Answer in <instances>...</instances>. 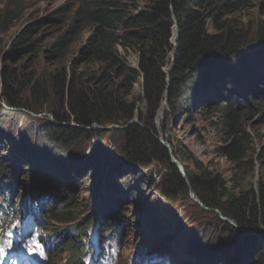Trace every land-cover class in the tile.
I'll return each instance as SVG.
<instances>
[{"label":"trees","instance_id":"1","mask_svg":"<svg viewBox=\"0 0 264 264\" xmlns=\"http://www.w3.org/2000/svg\"><path fill=\"white\" fill-rule=\"evenodd\" d=\"M242 2L149 0L146 6L140 8L138 0H73L71 4L55 9L46 18L23 29L11 44L10 53L0 60V109L6 106L12 111H32L19 97L21 89L28 88V93L35 99L46 95V87L36 79L32 80L35 72L32 70L26 75L31 65L25 66L26 62H23V57L27 56L29 60L32 52L38 50L36 47L39 46L37 43L42 33L50 29L46 35L52 38L47 48L51 54L60 57L67 48L65 46L88 29L89 34L79 54L87 69L91 67L95 71L88 70L85 87L76 90L78 78L74 65L71 69L62 68L58 73L60 79L52 91L59 103H63L66 97L69 116L75 125L64 124L66 118L52 107L49 111H52L55 123L49 124L45 135L46 146L38 145L41 148L37 150L36 147V154L43 156L44 150L52 149L57 152L58 143L55 140L66 143L68 139H73L70 144L81 139L101 140L106 131L100 128L108 125L125 127L119 129L123 135L125 162L138 169L146 168L153 162L161 164L167 172L163 185L170 189L165 195L176 197L186 184L172 163L170 153L158 141L154 120L158 125L161 123L166 105L169 117L174 121H181L185 116L192 120L196 112L204 114L207 123H213L214 129L223 135L224 145L218 150L220 157L235 163V172L238 174L241 169L250 174L256 166L257 184L254 190L249 188L235 194L227 193L224 181L217 177L211 179L196 164L198 176L184 169L189 185L205 207L217 209L239 227L261 233L262 230L258 228L264 229V154L258 155L255 163L251 158L246 161L251 148L247 141L249 135L244 132L242 124V113L253 107L250 103L236 100L234 88L229 86L230 79H227V84L222 79V83H218L215 77H219L218 70L221 68L237 74L240 69L235 66L237 63L247 65L246 57L241 56V52L249 46L246 37H241V21H237L234 16ZM0 4V24L6 20V26L22 16L30 5L27 0H1ZM174 26L177 32L175 45L171 42ZM37 29L39 31L35 39L32 33L35 34ZM258 36V42L263 44L264 27ZM20 53L21 56L18 55ZM132 53L137 57L136 68L128 66L126 62L125 56ZM171 53H174L172 61L169 58ZM171 62L172 68L166 74L164 67ZM16 64L17 67L14 66ZM244 72L246 75L249 73L247 69ZM206 77H213L214 80L208 81ZM204 80L208 82L205 86L202 85ZM137 84L146 105L145 117L138 114V123L129 124L137 112L136 99L133 97V88ZM207 87L213 89L216 97L198 100ZM165 92L166 104L159 108ZM194 99L198 100V104H195ZM262 105L256 104L257 107ZM20 110L14 115L20 114ZM93 124L99 127L92 129ZM164 127L162 122V132ZM51 145L55 147L50 148ZM170 145L175 159L181 163L191 160L179 142L173 141ZM89 153L94 158L98 156ZM111 163L105 165L106 170L111 167ZM5 170L0 168L2 173ZM231 180L238 178L235 176ZM63 190L67 192L63 188L60 194L65 199L59 206L50 205L48 210L52 219L66 227L64 232L68 236L54 234L51 237L49 231L43 243L52 253L48 255V264H53L55 258L64 253L69 256L68 264H80L84 255L82 240L86 229L83 224L77 223L79 216L75 209V192H69V197H66ZM156 231L158 233L159 229ZM258 238L256 247L249 249L245 256L252 264H264V234Z\"/></svg>","mask_w":264,"mask_h":264},{"label":"rangeland","instance_id":"2","mask_svg":"<svg viewBox=\"0 0 264 264\" xmlns=\"http://www.w3.org/2000/svg\"><path fill=\"white\" fill-rule=\"evenodd\" d=\"M68 1L27 0L30 5L28 8L26 7L22 16L12 20L9 26H6L8 23L6 20L0 24V60L10 53L11 44L23 29L46 18L57 6ZM148 1L138 0V6L143 8ZM1 9L2 5L0 4V11ZM235 14V19L241 21L243 32L241 37H246L247 47L249 46L247 50L241 52V56L247 59L249 75L244 77L245 74L240 71L243 69L238 70L240 75H230L228 71L221 68L218 70L219 77H215L218 83H222L221 79L226 84L228 83L227 79L233 81V93H235L233 95L237 100L252 104L253 108L246 110L245 114L242 113V124L244 132L249 135L247 141L248 147L251 148L246 161L251 158L255 163L258 155L264 154V77L260 70L264 63V43L258 42L259 32L264 27V0H243ZM37 31L39 29L35 31V34L32 33L35 39L38 36ZM49 32L50 29L39 36L40 41L37 43L39 46L36 47L38 50L32 52L29 60V57H23V62H26L25 66L31 65V68L26 71V75L28 76L33 70L35 77L32 80L36 79L46 87V95L43 98L35 99L28 93V88L21 89L19 97L32 111L19 109L21 113L14 115V112H19L18 109L12 111L6 106L0 109V166L8 167L5 178L9 179L8 181L12 183L13 187L15 183L19 184V189L12 198L13 204L17 206L14 197L21 198L23 193L24 198L35 193L38 201L40 194L45 192V204L50 198L57 197L56 200L59 201L56 205L58 206L65 198L59 199L56 196L57 187L52 186V182H48V177H44V173H46L44 169L48 170L50 166L59 168L61 164L67 165L69 161L74 160L79 170L71 169L72 172L66 173L64 184L67 187L72 186L70 191L75 192L77 196L75 201V209L79 216L77 223L83 224L86 229L82 240L85 254L80 259V264H134L140 237L154 235L157 229H159V236L164 240L157 237L162 241H156V243L160 248L170 246L176 253L173 255L181 260L182 264L185 262L202 264L203 259L208 264H252L245 256L249 249L253 246L256 247L258 237L264 234V229L258 228L262 230L261 233L247 230L244 226V230H236L240 227L233 228L227 222L221 221L215 210L204 209L206 207L194 194L185 175V170H187L198 176L199 172H195V165L199 164L203 172L208 174H206L207 176L211 179L217 177L224 181L226 192L234 194L249 188L254 190L257 184L258 168L256 166L250 174L244 169H241L238 174L235 172L237 168L235 163L220 157L218 150L224 145L223 135L214 129L213 123H207L204 114L196 112L192 120H188L185 116L181 121H174L169 117V109L166 105L161 123L158 125L154 120L155 128H159L157 136L159 135L160 139L169 145L173 141L179 142V146L181 145L182 150L186 151L191 158V160H184V163L175 159L177 164L174 165L186 184V187L176 197L165 195L168 193L169 187L167 189V186L163 185L167 172L161 164L153 162L146 168L138 169L125 162L123 135L119 131L125 127L108 125L100 128L103 130L110 127L104 129L106 132L101 140L97 138L88 141L81 139L73 144L69 143L73 142V139H68V142L65 141L66 143L55 140V143H58L57 152H53L52 149L44 150L43 156L36 154L37 150L41 148L38 145L46 146L47 136L45 135L47 128L50 127L49 124L54 125L55 123L52 111H49L52 107L53 110L66 118L67 122L64 124L75 125L72 117L69 116L66 97L63 99V103H59L57 97L52 93L54 84H57L60 79L58 73L62 68L71 69V66L74 65L73 68H75L78 78V81L74 80L77 90L85 87L86 76L89 73L87 71H95L91 67L87 69L79 54L80 47L89 34L88 29L79 33L77 38L75 37L68 46H65L67 48L60 57L51 54L47 48V43L52 38L46 35ZM261 46H263L262 49H260ZM26 54L30 53H24V55ZM125 57L128 66L137 67L136 54H128ZM239 65L241 64L237 63L235 66ZM14 66L17 67V64ZM167 66L164 67L165 72ZM256 67H260V69ZM213 80L212 77L211 81ZM204 89L206 90L203 95L198 96V100L206 101L205 98L211 100L216 97L212 88ZM141 93L140 86L135 85L133 97L136 99L137 112L130 123H138V114L145 117L146 105ZM198 100L194 99L195 104H198ZM256 104L263 105L257 107ZM162 107L161 104L159 108ZM6 111L8 113H5ZM249 114L250 116H248ZM162 122L165 126L163 132L161 131ZM29 126L30 128H28ZM53 146L51 145L50 148ZM169 149L172 155L171 145ZM89 152L96 153L97 158H94ZM173 158L175 157L173 156ZM110 161L112 165L109 172L112 182L109 184L116 194H106L107 202H101L94 206V194L96 200L99 197V172ZM36 163L38 166L35 165ZM88 164L89 167L86 168ZM36 169L40 177L44 178V183L39 184L37 189H33L31 187L32 180L34 182L39 178L38 176L32 177V170L35 173ZM73 172H78V176H75ZM235 176L238 180H231ZM99 187L101 188V185ZM122 197L123 200H121ZM55 201L50 202L55 204ZM25 208L28 209V203H25ZM17 209L14 214L20 212L22 205ZM20 222H22V217L15 215L10 219V228ZM32 222L30 223L32 224L31 229L43 226L47 232L50 230L51 237L54 234L68 236L64 232L66 227L61 226L54 219L40 220L38 216ZM37 232L33 233V238L37 236ZM30 234L32 235V232ZM145 240L149 241V237ZM180 243L200 246L206 250V253L200 252L198 258L194 254L192 257L188 255L186 249L184 251L180 249ZM46 252L52 254L51 250H46ZM67 262L68 255L64 253L55 258L53 264H68Z\"/></svg>","mask_w":264,"mask_h":264},{"label":"bare ground","instance_id":"3","mask_svg":"<svg viewBox=\"0 0 264 264\" xmlns=\"http://www.w3.org/2000/svg\"><path fill=\"white\" fill-rule=\"evenodd\" d=\"M174 37H175V31H174V29H173V37H172V39H171V42L174 44ZM170 58H171V55H170ZM263 67H264V63H263V65H262ZM169 69V65L167 66V68H166V71ZM264 75V73H262V76ZM162 106H164V102L162 101ZM34 159V158H33ZM71 159V158H70ZM34 163H35V159H34ZM37 164V163H36ZM35 164V165H36ZM89 167V164L87 165V167L86 168H88ZM38 169V168H37ZM37 169L36 170H34V171H36L35 173L33 172V170H32V173H33V177H36V176H38L39 178H37L34 182H32V185H31V187L34 185V184H41V183H44V179L43 178H41L40 177V174L39 173H37ZM71 169H73L74 171H78L79 170V168L76 166V164H75V161L74 160H72V161H69L68 162V164L67 165H64V164H61V166H59V168L58 167H53V166H50L49 168H48V170H46V169H44L45 170V172L46 173H44V177L46 178V177H48L47 175H50V177L52 178H54L55 179V183H56V186L59 188V190H62L63 188H71L72 186H69V187H67V186H65V184H64V178H65V175H66V173H70V172H72L73 170H71ZM109 169L110 168H107V170L105 169V166L102 168V171L101 172H99L100 174H99V184H98V189H99V197H98V199L96 200L95 199V194H94V201L95 202H97V205L99 204V203H101V202H107V199H106V194H112V193H115L116 194V192L114 191V189L112 188V186H111V184H109V183H111L112 181V179L109 177V174H110V172H109ZM41 171V170H40ZM76 175L78 174V172H76L75 173ZM34 179V178H33ZM101 185V188L99 187ZM102 194H104V196H102ZM51 195H53V194H51ZM43 196H44V199L46 198L45 196H46V193L44 192V194H43ZM100 196H101V198H100ZM121 200H123V197L121 198ZM40 231H42V230H40V228H39V232ZM11 237H16V235H13V236H11ZM142 237H146V235L145 236H142ZM153 237V238H152ZM157 237H159L160 239H162L160 236H159V234L157 233V231L155 232V234L154 235H151L150 236V239L151 240H154L155 239V241H157V242H161L162 240H164V239H162V240H160L159 238H157ZM15 239V238H14ZM149 242V241H148ZM180 245H181V250H185L186 249V251L188 252V255H190V256H192L193 254L194 255H196L195 257L196 258H198V255H199V253L201 252L202 254H205L206 253V250L205 249H203L202 247H200V246H197V245H194V244H191V245H188V244H184V245H182L181 243H180ZM144 246V245H143ZM147 247V246H146ZM168 248V252L171 254V256H172V258H173V261H174V263L175 264H182V261L181 260H179L176 256H174L173 254H176L175 252H173L172 251V248L170 247V246H168L167 247ZM161 250V249H160ZM158 252V250H156L155 248H153L151 245H149V247H147V249L145 250V252H144V254L145 255H149V254H155V253H157ZM193 257V256H192ZM194 257V260L196 259ZM199 258H200V256H199ZM203 261V263L202 264H208V263H205L204 262V259L202 260ZM141 264H146V259H143V261H142V263ZM148 264H161V260H157L155 257H153V256H149V259H148ZM184 264H189L188 262H185ZM191 264H197L196 262H191Z\"/></svg>","mask_w":264,"mask_h":264},{"label":"clouds","instance_id":"4","mask_svg":"<svg viewBox=\"0 0 264 264\" xmlns=\"http://www.w3.org/2000/svg\"><path fill=\"white\" fill-rule=\"evenodd\" d=\"M71 2H73V0H69L67 3H63V4H61V5H59V6H57L55 9H57V8H59V7H62V6H64V5H68V4H71ZM54 9V10H55ZM54 10H52V11H54ZM51 11V12H52ZM263 48V46H261L260 47V49H262ZM171 55V54H170ZM171 60V59H170ZM246 61H247V59H246ZM171 64V63H170ZM169 64V65H170ZM263 65V64H262ZM238 68H240V69H243V70H240V71H242V73H244L245 74V72H244V70L245 69H247L248 68V63H247V65L246 66H244V65H239L238 66ZM256 68H259L260 69V67H256ZM261 71H262V73H264V67L262 66V68L260 69ZM226 71H228V70H226ZM238 72V71H237ZM228 73L230 74V75H240V72L239 73H237V74H233V73H230L229 71H228ZM249 75V74H248ZM248 75H246L245 74V76L244 77H248ZM233 81H231V82H229V86L231 85V88H233ZM236 100H237V98H236ZM71 125V124H70ZM95 128H98V127H95ZM92 129H94L93 128V125H92ZM2 165V164H1ZM0 168L1 169H6L5 170V172L4 173H6V171H8V167L7 168H2V166H0ZM94 206H97V202H95L94 203ZM205 210H207V211H213V210H215L216 212V214H218L219 215V219L221 220V221H225V222H227L229 225H231L233 228H236V226L237 227H239L234 221H232L231 219H229V218H226V217H224L217 209H212V208H204ZM221 217H223V218H225L226 220H228V221H226V220H222L221 219ZM51 219H52V217H51ZM231 222L232 223H234L235 225H232L231 224ZM139 230H140V228H139ZM236 230H244L243 229V227H240V228H237ZM50 230H48V232H49ZM264 231V230H263ZM244 232V231H243ZM245 233V232H244ZM149 237V242L148 241H146L145 239H141V241L140 242H146L147 244L149 243V244H151V245H154V246H156V248H158V249H161L160 250V252H161V255H160V257H162V258H165L163 255L165 254V253H168V246H164V248H160V246L156 243V241H155V239L154 240H151L150 239V236H147V237H145V238H148ZM153 238V237H152ZM157 250V249H156ZM166 259V261H167V263L168 264H175L174 263V261H173V258H172V256H171V254L169 255L168 254V256L165 258ZM158 260H161L160 258L158 259ZM162 261V260H161ZM163 262V261H162Z\"/></svg>","mask_w":264,"mask_h":264},{"label":"water","instance_id":"5","mask_svg":"<svg viewBox=\"0 0 264 264\" xmlns=\"http://www.w3.org/2000/svg\"><path fill=\"white\" fill-rule=\"evenodd\" d=\"M173 29H174V31H175V37H174V44H173V45H175V41H176V39H177L176 26H174ZM173 56H174V53H171V58H170L171 61L173 60ZM171 68H172V62H171V64L169 65V69L166 71V74H168V72L171 70ZM206 78H207V77H206ZM203 79H204V78H203ZM211 79H212V77H208V78H207L208 81H211ZM211 82H212V81H211ZM206 84H208V82H207L206 80H204V81L202 82V85L205 86ZM166 98H167V93L165 92V93H164V97H163V100H164L163 102H164V103L166 102ZM129 124H131V123H129ZM93 127H99V126L93 124ZM102 128H103V127H102ZM109 128H110V127H108V128H104V129H109ZM158 129H159V128L156 127L157 132H158ZM157 139H158V141H159V142H160V143H161V144H162V145L168 150V152H169L170 155H171V151H170V149H169V148H170L169 143H167V142H163V141L160 139V136H159V135L157 136ZM170 158H171L172 163L176 165L177 163L175 162V158H173L172 155L170 156ZM189 191L193 194V192H192L191 189H189ZM221 219H222V220H226V219L223 218V217H221ZM226 221H228V220H226ZM231 224H232V225H235V224L232 223V222H231Z\"/></svg>","mask_w":264,"mask_h":264},{"label":"snow or ice","instance_id":"6","mask_svg":"<svg viewBox=\"0 0 264 264\" xmlns=\"http://www.w3.org/2000/svg\"><path fill=\"white\" fill-rule=\"evenodd\" d=\"M0 253H2V249H0Z\"/></svg>","mask_w":264,"mask_h":264}]
</instances>
